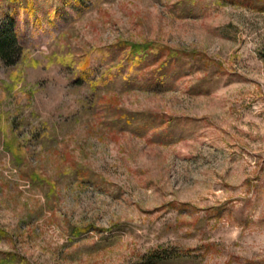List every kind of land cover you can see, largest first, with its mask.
I'll return each instance as SVG.
<instances>
[{
    "label": "rangeland",
    "instance_id": "obj_1",
    "mask_svg": "<svg viewBox=\"0 0 264 264\" xmlns=\"http://www.w3.org/2000/svg\"><path fill=\"white\" fill-rule=\"evenodd\" d=\"M6 34L0 264H264V0H0Z\"/></svg>",
    "mask_w": 264,
    "mask_h": 264
},
{
    "label": "trees",
    "instance_id": "obj_2",
    "mask_svg": "<svg viewBox=\"0 0 264 264\" xmlns=\"http://www.w3.org/2000/svg\"><path fill=\"white\" fill-rule=\"evenodd\" d=\"M138 48L134 47L131 50L135 52ZM142 49V47H140ZM15 39L10 34H6L0 38V57L4 60H9L14 56ZM131 52V53H133ZM162 259L161 255H154L147 264H158Z\"/></svg>",
    "mask_w": 264,
    "mask_h": 264
}]
</instances>
